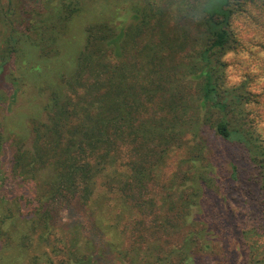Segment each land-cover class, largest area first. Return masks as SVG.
Listing matches in <instances>:
<instances>
[{
	"label": "trees",
	"instance_id": "16d2710c",
	"mask_svg": "<svg viewBox=\"0 0 264 264\" xmlns=\"http://www.w3.org/2000/svg\"><path fill=\"white\" fill-rule=\"evenodd\" d=\"M234 5L233 0H204L201 4V28L210 45L197 62L201 104L218 110L214 134L228 142L229 167L214 179L202 166L196 167L197 159L190 160L187 170L178 177L184 184L190 183L177 190L175 196L172 189L178 181L172 179L174 182H170L160 204L154 196L156 189L164 188L156 177L157 164L173 146L174 127L165 123L172 126L176 117L153 116L152 135L134 132V137H127L125 143L126 136L121 133L124 124L131 133L140 122L133 118L136 104H126V92L132 87L125 84L129 62L122 66L124 27L110 22L87 25L85 43L76 56L67 29L82 10L78 0H58L45 17L35 11L36 18L48 17L49 22L33 26L39 35L34 39L28 36L30 27L21 34L23 31L9 19L8 46L0 62V105L6 102L7 91H11L7 78L15 71L10 59L26 52L20 48L21 43L27 46L30 60L33 52L41 50L40 59L45 63L42 68L35 64L27 68L43 100L35 116H22L18 123L29 143L21 144L12 154L14 177L35 179L42 171V191L49 199L68 201L79 196L84 202L92 195L97 177H104L112 188L121 177L115 189L142 212L140 219L130 218L126 226L129 249L135 253L132 263L139 259L140 264H203L204 261L197 263L198 258L215 253L214 243L219 237L229 242L230 248L223 264H264V138L248 120L246 106L251 94L243 87L223 89L220 83L224 65L220 53H225L234 40L230 27L238 11ZM60 44L71 48L63 64L54 61L61 55L56 52L63 46ZM56 64L65 69L60 70ZM65 73H70L69 77ZM58 76L62 82H56ZM62 83L64 88L69 87L71 96L61 91ZM82 91L85 93L81 94ZM44 110L46 119L38 120V114ZM122 110L130 115L123 117ZM235 118L241 122H234ZM195 127L199 129L200 122ZM6 140L4 121L0 119V148ZM123 158L125 170L120 162ZM150 194L152 197H147ZM208 194L214 197L210 203L213 207L204 211ZM167 203L170 207L164 211ZM24 221L27 227L29 219ZM8 235L0 225V243H10L12 238ZM71 264L96 262L89 257Z\"/></svg>",
	"mask_w": 264,
	"mask_h": 264
},
{
	"label": "rangeland",
	"instance_id": "374dc122",
	"mask_svg": "<svg viewBox=\"0 0 264 264\" xmlns=\"http://www.w3.org/2000/svg\"><path fill=\"white\" fill-rule=\"evenodd\" d=\"M233 1L234 7H238L230 25L234 40L225 53H220L224 64L220 83L223 89L240 90L243 87L251 94V100L246 106L248 120L264 138V0ZM57 2L0 0V62L8 46L9 19L15 21L19 31H23L21 34L30 27L28 36L37 38L39 35L33 26H43L49 19L36 18L33 14L40 11L44 14L42 17H45ZM203 2L78 0L82 10L68 24L67 36L73 45L72 50L77 51L76 56L85 43L87 25L110 22L115 27H124L126 33L122 42V66L129 62L130 72L126 75L125 84H131L132 87L126 92V104H136L137 112L133 118L140 122V126L131 133L129 126L124 124L121 133L126 139L133 138L134 132L152 135L153 116L167 115L170 118L175 115L177 121L172 126L169 122L165 123L174 127L173 146L157 164L156 177L159 185L164 186L154 191L158 204L162 202L163 195L168 193L167 187L170 182H174L172 179L178 181L174 182L172 189L175 196H178L177 190L190 183L184 184L178 178L182 171L187 170L190 160L197 159L196 167L202 166L214 179L229 167L226 162L228 142L214 134L218 110L209 109L206 103V106L201 104L203 101L197 62L210 45L201 28L202 13L199 10ZM60 45L63 46H59L56 52L61 55L54 61L63 64L71 48ZM19 46L23 52H27L26 45L21 43ZM40 51L38 49L33 52L31 60L26 52L10 59L15 71L12 73L14 77L10 74L7 78L12 84L9 85L11 91H7L6 102L0 105V119L4 121L7 139L0 148V225L12 238L10 243H0V264H71L89 257L96 264H140L139 259L131 262L135 253L130 252L131 242L126 226L130 218L140 219L142 212L129 204L122 193L115 189L121 177L114 188L110 187L104 177H97L92 195L84 202L79 196L68 201L57 197L49 199L42 191L41 183L45 178L42 171L38 172L35 179L23 180L12 174L13 152L21 144L27 146L29 143L26 141L28 136L24 138L20 131V118L35 116L43 100L27 70L31 64L40 68L45 66L40 59ZM56 65L60 70L65 69L64 66ZM65 67L68 68L67 65ZM69 74H66L67 77ZM53 79L55 81L57 77ZM59 81L60 76L56 82ZM62 86L61 91L71 96L69 87ZM80 90L79 86L78 92ZM103 90H107L106 84ZM46 112L41 111L38 120L46 119ZM125 113H122L123 117L130 115ZM199 122L200 128L196 129ZM234 122L241 121L235 118ZM123 149L126 150V147ZM125 159L120 161L123 165ZM125 168V165L122 166V170ZM149 196L152 197L151 194ZM213 201L214 197L208 194L203 203L204 211H210V207H213L210 203ZM169 207L167 203L163 207L164 211ZM26 219H29L27 227L24 226ZM161 240L164 241L165 237ZM215 241L216 252L199 257L197 263L204 261L203 264H223L230 251L229 242L219 237ZM126 248L129 253L127 250L124 253Z\"/></svg>",
	"mask_w": 264,
	"mask_h": 264
}]
</instances>
